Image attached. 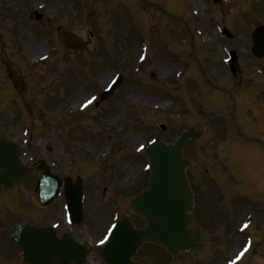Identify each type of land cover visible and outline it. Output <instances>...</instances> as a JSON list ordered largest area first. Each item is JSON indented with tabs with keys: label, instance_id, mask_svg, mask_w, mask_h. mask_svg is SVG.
<instances>
[{
	"label": "rangeland",
	"instance_id": "374dc122",
	"mask_svg": "<svg viewBox=\"0 0 264 264\" xmlns=\"http://www.w3.org/2000/svg\"><path fill=\"white\" fill-rule=\"evenodd\" d=\"M192 1L0 0V135L25 155L22 188L36 197L49 165L62 179L80 175L85 194L78 225L66 224L61 200L46 215H0V264H22L4 237L16 216L57 223L87 249L84 264H104L94 243L114 212L144 225L128 202L150 176L147 144L190 127L200 136L183 155L205 240L179 258L145 244L135 264H224L242 244L240 264H264V60L251 52L264 1Z\"/></svg>",
	"mask_w": 264,
	"mask_h": 264
},
{
	"label": "water",
	"instance_id": "95a60500",
	"mask_svg": "<svg viewBox=\"0 0 264 264\" xmlns=\"http://www.w3.org/2000/svg\"><path fill=\"white\" fill-rule=\"evenodd\" d=\"M253 53L264 57V26L258 27L253 33ZM121 82L119 79L115 87ZM196 136L192 130L183 132L172 144L155 141L146 152L151 166V178L148 188L141 192L130 202V208L143 216L146 226L142 229L133 228L126 217H122L112 231L110 238L104 244L101 254L108 264H132L130 257L145 241H153L165 246L166 250L176 255L179 249L195 247L201 235L199 230L187 227L190 217L186 210L192 205V193L187 183L185 168L189 162L182 157V148L188 137ZM24 167L17 158V148L9 141L0 138V183L10 184L20 180ZM57 185V184H56ZM67 194H69L68 189ZM78 189H73L70 208H74L75 215L80 208ZM34 235L33 239L21 241L13 235L18 242L22 258L37 264H56L53 253L56 252L61 260L57 264H67L80 257L81 248L69 236L57 241L52 231ZM49 237V242L43 243L42 238ZM41 242L35 249L31 242ZM49 249V250H48ZM49 252V256L42 257V252ZM108 250L110 258L106 253Z\"/></svg>",
	"mask_w": 264,
	"mask_h": 264
},
{
	"label": "flooded vegetation",
	"instance_id": "af4514ba",
	"mask_svg": "<svg viewBox=\"0 0 264 264\" xmlns=\"http://www.w3.org/2000/svg\"><path fill=\"white\" fill-rule=\"evenodd\" d=\"M21 183L17 184V185L14 184L12 187H9V188H6V187L0 185V215H36L35 212H37L38 209L40 211H42V213L44 215L45 209L39 205H36V200H34L35 201V203H34L32 198L27 195V192H24V189L22 187L25 188V186L21 185ZM21 194L27 195L25 197V201L28 203H31L30 208L27 209L28 214L25 213V204L23 207V205L20 206V204L18 203L20 200ZM23 198H24V196H23ZM33 199H34V197H33ZM37 204H38V202H37ZM4 207H7L8 210H10V208L14 209V210L16 209L17 213L16 214H8L7 213L8 211H7L6 214H2L1 212H2V209ZM28 210L31 212V214H29ZM39 215H41V214H39Z\"/></svg>",
	"mask_w": 264,
	"mask_h": 264
},
{
	"label": "bare ground",
	"instance_id": "6f19581e",
	"mask_svg": "<svg viewBox=\"0 0 264 264\" xmlns=\"http://www.w3.org/2000/svg\"><path fill=\"white\" fill-rule=\"evenodd\" d=\"M192 2H193V1H192ZM194 2L196 3L197 6H199V5H198V2H197L196 0H194ZM194 2H193V3H194ZM195 9H196V8H195ZM196 10H197V9H196ZM248 227H249V226H248ZM247 253H248V252H247ZM247 253H246V254H247ZM246 254H245V255H246ZM245 255L243 256V258L245 257ZM243 258H242L240 261H242Z\"/></svg>",
	"mask_w": 264,
	"mask_h": 264
}]
</instances>
